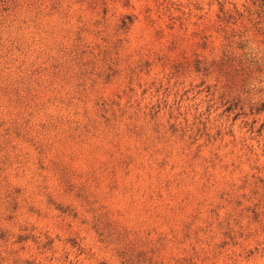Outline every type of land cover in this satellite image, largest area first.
<instances>
[{
  "label": "rangeland",
  "instance_id": "374dc122",
  "mask_svg": "<svg viewBox=\"0 0 264 264\" xmlns=\"http://www.w3.org/2000/svg\"><path fill=\"white\" fill-rule=\"evenodd\" d=\"M0 264H264V0H0Z\"/></svg>",
  "mask_w": 264,
  "mask_h": 264
}]
</instances>
